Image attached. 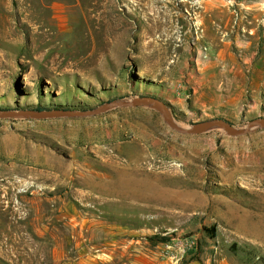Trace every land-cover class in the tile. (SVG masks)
<instances>
[{
	"label": "rangeland",
	"instance_id": "rangeland-1",
	"mask_svg": "<svg viewBox=\"0 0 264 264\" xmlns=\"http://www.w3.org/2000/svg\"><path fill=\"white\" fill-rule=\"evenodd\" d=\"M261 73L264 0H0V111L242 128ZM0 264H264V130L0 118Z\"/></svg>",
	"mask_w": 264,
	"mask_h": 264
},
{
	"label": "water",
	"instance_id": "water-1",
	"mask_svg": "<svg viewBox=\"0 0 264 264\" xmlns=\"http://www.w3.org/2000/svg\"><path fill=\"white\" fill-rule=\"evenodd\" d=\"M141 105L152 106L162 117L164 123L173 131L182 135H198L212 130H220L229 137H241L257 130H264V117L253 119L242 128H236L222 119H210L195 123L191 126H182L177 123L170 115L168 108L160 100L143 96L129 101H111L96 109L88 111H69V110H20V111H0V118H30V119H49L56 117H84L104 113L112 108H127Z\"/></svg>",
	"mask_w": 264,
	"mask_h": 264
},
{
	"label": "crops",
	"instance_id": "crops-1",
	"mask_svg": "<svg viewBox=\"0 0 264 264\" xmlns=\"http://www.w3.org/2000/svg\"><path fill=\"white\" fill-rule=\"evenodd\" d=\"M253 101L247 105V112L263 111L264 110V75L256 76L250 83ZM258 98V99H257ZM233 107V105H229ZM212 106L208 105V108Z\"/></svg>",
	"mask_w": 264,
	"mask_h": 264
},
{
	"label": "trees",
	"instance_id": "trees-1",
	"mask_svg": "<svg viewBox=\"0 0 264 264\" xmlns=\"http://www.w3.org/2000/svg\"><path fill=\"white\" fill-rule=\"evenodd\" d=\"M35 110L36 111H42V110H46V109L37 107V108H35ZM207 232L210 233L212 236H215V233H213L214 232L213 229H209Z\"/></svg>",
	"mask_w": 264,
	"mask_h": 264
}]
</instances>
